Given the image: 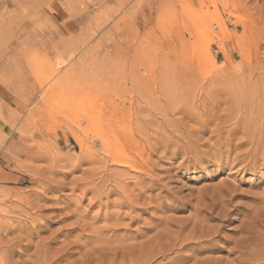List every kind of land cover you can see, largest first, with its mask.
<instances>
[{
  "label": "rangeland",
  "instance_id": "rangeland-1",
  "mask_svg": "<svg viewBox=\"0 0 264 264\" xmlns=\"http://www.w3.org/2000/svg\"><path fill=\"white\" fill-rule=\"evenodd\" d=\"M0 171V264H264V0H0Z\"/></svg>",
  "mask_w": 264,
  "mask_h": 264
},
{
  "label": "bare ground",
  "instance_id": "bare-ground-1",
  "mask_svg": "<svg viewBox=\"0 0 264 264\" xmlns=\"http://www.w3.org/2000/svg\"><path fill=\"white\" fill-rule=\"evenodd\" d=\"M208 59V58H207ZM210 60V59H209ZM208 60V61H209ZM212 64H215V60L213 59V58H211V61H210ZM120 161V160H119ZM124 161V160H123ZM125 162H127V161H125ZM118 163V162H117ZM120 163H121V161H120ZM129 163V162H128ZM122 164V163H121ZM122 166V165H121ZM261 216V215H260ZM257 218V217H256ZM260 218V217H259ZM253 221V220H252ZM253 223V222H252ZM256 223H257V220H256ZM255 226V225H254ZM252 227V226H251ZM251 230V229H250ZM252 232L254 233V231L252 230ZM245 239H246V237H245ZM244 240V239H243ZM242 241V240H241ZM244 242V241H243ZM204 243V242H203ZM205 243H207V241L205 242ZM245 243H246V241H245ZM242 251V250H241ZM243 253V252H242ZM244 254V253H243ZM251 260V259H250ZM253 262V261H252ZM255 262V261H254ZM249 263V262H248ZM256 264H257V262H256Z\"/></svg>",
  "mask_w": 264,
  "mask_h": 264
},
{
  "label": "crops",
  "instance_id": "crops-1",
  "mask_svg": "<svg viewBox=\"0 0 264 264\" xmlns=\"http://www.w3.org/2000/svg\"><path fill=\"white\" fill-rule=\"evenodd\" d=\"M5 175H9V176L11 177V174H9V173H7V172L2 173V172L0 171V178H4Z\"/></svg>",
  "mask_w": 264,
  "mask_h": 264
}]
</instances>
